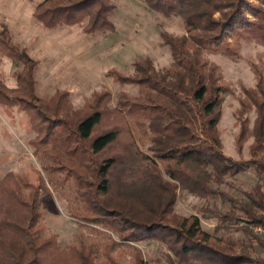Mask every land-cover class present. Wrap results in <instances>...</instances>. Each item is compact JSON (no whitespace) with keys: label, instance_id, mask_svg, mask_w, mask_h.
Wrapping results in <instances>:
<instances>
[{"label":"trees","instance_id":"trees-1","mask_svg":"<svg viewBox=\"0 0 264 264\" xmlns=\"http://www.w3.org/2000/svg\"><path fill=\"white\" fill-rule=\"evenodd\" d=\"M117 1L44 0L34 18L47 30L81 26L86 35H108L116 30ZM255 1L145 0L152 12L181 18L186 34H161L173 57L169 69L158 72L147 59L135 64V77L113 72L114 81L139 88L137 96L120 93L115 107L108 90L95 92L79 110L65 91L41 98L38 62L0 30V55L19 69L16 87L0 80V107L26 114L35 133L29 145L43 156L44 171L69 187L74 218L97 234L111 233L99 262L98 247L84 244L82 236L80 245L67 247L57 235L41 237L37 201L27 199L18 177L8 173L0 176V264H120L112 252L121 247L135 250V264H146L133 247L143 242L165 247L168 264H264V238L253 231L264 227V161L258 158L264 150V73L255 68L256 87L243 89L239 141L253 138L252 158L236 161L223 152L218 129L219 93L230 88L219 67L204 58L210 46L233 61L241 58V41L264 46V0ZM252 110L257 117L250 130L241 117ZM242 174L258 182L240 190L229 180ZM179 190L230 205L201 210L217 221L213 233L198 216L175 212ZM221 232L243 238L226 239Z\"/></svg>","mask_w":264,"mask_h":264},{"label":"rangeland","instance_id":"rangeland-1","mask_svg":"<svg viewBox=\"0 0 264 264\" xmlns=\"http://www.w3.org/2000/svg\"><path fill=\"white\" fill-rule=\"evenodd\" d=\"M43 1L0 0L2 16L0 23L6 24L5 27L9 28L28 27L30 24H35V29L54 35L58 44L57 62L54 65V61L51 58L49 61L48 56L44 59L45 68L53 69L49 72L52 75L51 91L55 94L57 91L68 92L76 110L82 109L95 92L103 90L112 93L111 107H115L120 93L137 96L138 86L114 81L113 72L126 77H135V64L147 59L151 61L153 69L158 72L169 69L173 63V57L170 48L163 44L161 34L167 33L176 37L186 34L181 18L166 19L152 12L146 6L145 0L117 1L113 17L116 30L108 35H86L81 26L64 27L55 31L47 30L33 16L35 7ZM250 2L257 3L255 0ZM247 16L254 20L251 14L247 13ZM216 17L219 16L216 15ZM241 27L242 24L235 26L236 29ZM32 32L28 39L35 36V32L33 30ZM233 39L234 31H231L228 35L229 43H233ZM215 49L213 46L208 47L204 51V58L210 64L219 67L223 75V84L230 88L219 93L217 105L221 110L218 129L223 152L236 161L248 160L252 158L253 138L248 136L243 143H240L241 125L238 123L237 114L241 109V100L245 97L243 89L256 87L255 68L264 73V46L241 41V58L237 61L217 54ZM34 55L40 57L39 54ZM39 66L40 62H38ZM42 74V71L40 75L36 74L37 83L39 78L48 81V74ZM0 80L6 83L1 76ZM37 92L44 100L55 95L52 93L54 94L52 97L45 98L46 94L40 92L38 85ZM17 111L19 110L0 107V176L14 173L21 183L24 196L29 200L37 201L40 212L37 228L41 237L57 235L59 245L67 247L80 245L79 236H82L84 244L88 245L91 242L96 244L97 261L103 260L104 245L107 244L111 233L97 234L74 218L75 203L69 195V187L63 185L57 175L44 171L43 156L35 154L29 145L35 137L29 119L26 114ZM256 117L255 110H252L243 114L241 120L248 118L249 128L252 130ZM149 146L150 144H147L143 148L146 153L149 152ZM258 158L264 161V150L259 153ZM229 181L242 190L252 188L258 179L252 174H242ZM221 188L237 198L242 197L237 189L228 186ZM205 208L228 210L230 205L220 199L207 201L186 191H178L175 212L186 217L198 216L203 229L213 233L217 221L210 214L206 216L202 214L201 210ZM218 235L233 240L243 238V235L238 233L221 232ZM133 247L140 251L146 264H168L165 256L167 249L159 243L143 242ZM112 255L120 264H135L134 249L115 248Z\"/></svg>","mask_w":264,"mask_h":264},{"label":"crops","instance_id":"crops-1","mask_svg":"<svg viewBox=\"0 0 264 264\" xmlns=\"http://www.w3.org/2000/svg\"><path fill=\"white\" fill-rule=\"evenodd\" d=\"M33 16H34V13H33ZM0 17L2 18L1 12H0ZM5 25L4 23H0V30H3L4 28L7 29L10 32V35L12 36L13 40L18 45H21V46L23 45L22 48L27 50L31 58L40 62V66L37 68L36 74L40 75L41 71L43 74L45 73L44 75L48 74L49 79L47 82L43 78H41L40 80L39 78L40 76L38 75L39 80H38L37 85H38V89L40 90V92L42 91L44 94H46L45 98L52 97L55 94V92L51 91L50 84L52 83L50 82V78L52 77V75H50L49 72L50 71L52 72L53 69L49 67L48 69L45 68L44 59H46V57L48 56L49 61H50V58L51 60L54 61L53 62L54 65L57 62L58 56L56 53V49H57L58 44L56 42V39L54 38V35H48L45 31L43 32L41 30L35 29L34 28V26H36L35 24L34 25L30 24L28 27L22 26V27H13V28L12 27L9 28L7 26L5 27ZM32 30L35 32L34 33L35 36L28 39V36L32 35L30 34ZM50 36H53V37L51 38ZM51 48H53L52 49L53 51L51 50ZM34 54H39L40 57L39 56L36 57ZM17 70L18 68L14 66V63L11 60H9L8 58L2 57L0 55V76L3 77V79L6 81V84L11 88H14L17 86V80H16ZM17 112H20V111H17Z\"/></svg>","mask_w":264,"mask_h":264},{"label":"built area","instance_id":"built-area-1","mask_svg":"<svg viewBox=\"0 0 264 264\" xmlns=\"http://www.w3.org/2000/svg\"><path fill=\"white\" fill-rule=\"evenodd\" d=\"M253 231L256 235L264 238V227L263 226H254Z\"/></svg>","mask_w":264,"mask_h":264}]
</instances>
